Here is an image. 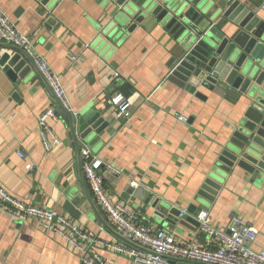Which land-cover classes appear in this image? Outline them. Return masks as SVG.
I'll use <instances>...</instances> for the list:
<instances>
[{
    "label": "crops",
    "instance_id": "0c3cea01",
    "mask_svg": "<svg viewBox=\"0 0 264 264\" xmlns=\"http://www.w3.org/2000/svg\"><path fill=\"white\" fill-rule=\"evenodd\" d=\"M247 1L255 3L264 18L260 0ZM0 5L18 29L32 36L35 50L59 76L71 111L86 116L107 110L110 126L103 132L91 129L83 142L121 172L105 173V188L112 198L136 211L143 223L162 227L181 243L199 235L192 224L153 217L149 206L141 211L146 205L127 192L128 184L136 182L139 192L149 190L170 206L187 210L195 206L196 213L208 209L213 225L221 229L239 216L259 229L254 248L264 246V184L234 175L213 202L199 195L228 137L231 109L212 92L203 91L207 98H199L179 85L171 69L177 42L153 16L116 36L110 24L115 6L108 0H53L44 15L29 0H0ZM50 16L56 19L52 30L43 26ZM118 91L132 103L128 118H118L110 105ZM53 101L37 72L17 84L0 67V184L26 203L55 210L89 233L126 244L103 225L87 199L84 189L113 226L97 205L83 168L80 177L77 150L67 138L69 124L60 116L48 123L62 141L46 150L39 117ZM176 113L189 121L179 120ZM85 128L86 123L78 133ZM27 162L35 165L33 172ZM199 238L209 242L205 234ZM85 249L57 230L40 227L34 218L19 222L0 208V264H82L84 255L91 258ZM98 252L111 264H142L107 249Z\"/></svg>",
    "mask_w": 264,
    "mask_h": 264
},
{
    "label": "water",
    "instance_id": "95a60500",
    "mask_svg": "<svg viewBox=\"0 0 264 264\" xmlns=\"http://www.w3.org/2000/svg\"><path fill=\"white\" fill-rule=\"evenodd\" d=\"M37 3L44 15L53 0H29ZM104 0H98L101 2ZM112 10L111 33L116 36L131 31L146 17L153 16L177 42L172 60V76L181 87L197 97L207 98L203 91L212 92L229 104L231 123L228 137L222 144L215 168L205 180L199 195L213 202L232 176L252 183L264 184V18L247 0H108ZM56 19L48 17L43 26L52 30ZM0 67L17 84L35 71L46 82L60 117L69 124L67 138L77 150L82 178V149L91 129L103 132L110 126L105 109H96L86 116L75 114L62 106L50 83L34 58L21 46L0 42ZM83 120V121H82ZM87 128L78 133V127ZM128 184L127 192L134 194L153 217L166 222L192 224L199 228L196 208L180 217L181 209L170 206L149 191ZM84 193L99 220L126 245L144 248L108 224L86 189ZM181 264H205L190 259Z\"/></svg>",
    "mask_w": 264,
    "mask_h": 264
},
{
    "label": "built area",
    "instance_id": "2783aa9c",
    "mask_svg": "<svg viewBox=\"0 0 264 264\" xmlns=\"http://www.w3.org/2000/svg\"><path fill=\"white\" fill-rule=\"evenodd\" d=\"M260 10L264 12V0H260ZM0 42L23 47L34 58L62 106L71 111L59 76L35 50L32 36L18 29L1 5ZM110 105L118 118L130 116L132 103L123 92L118 91L111 96ZM176 116L183 122L189 121L183 114L176 113ZM49 118H59L54 105L45 109L39 117V133L47 151H51L53 146L59 145L62 141L48 123ZM17 153L25 159L26 155L21 149H18ZM82 154L83 172L97 205L118 232L144 248L130 247L117 239L105 240L99 235L89 233L55 210L24 202L1 184L0 208L19 222L36 219L40 227L57 230L75 247L84 250L85 245V253L90 254L91 258L84 255L81 259L82 264H111L98 252L99 248L131 256L142 264H181L180 260L173 262L172 258L196 260L205 264H264V246L260 249L253 246L259 229L250 222L233 216L228 227L221 229L213 225L211 212L203 209L194 216L199 222V235L205 234L209 242L202 243L198 235L181 243L173 233L162 227L143 223L136 211L110 196L105 188V173L118 176L121 175L119 170L94 155L89 148H83ZM26 168L33 172L35 165L27 162ZM138 185L136 182L132 183L133 187ZM187 214H189L187 209H181L180 217Z\"/></svg>",
    "mask_w": 264,
    "mask_h": 264
}]
</instances>
